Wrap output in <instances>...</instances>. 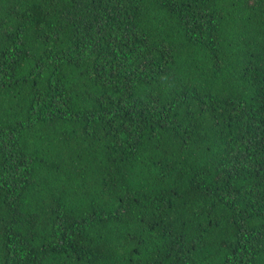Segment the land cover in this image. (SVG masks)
<instances>
[{
	"label": "trees",
	"instance_id": "trees-1",
	"mask_svg": "<svg viewBox=\"0 0 264 264\" xmlns=\"http://www.w3.org/2000/svg\"><path fill=\"white\" fill-rule=\"evenodd\" d=\"M0 264H264V0H0Z\"/></svg>",
	"mask_w": 264,
	"mask_h": 264
}]
</instances>
